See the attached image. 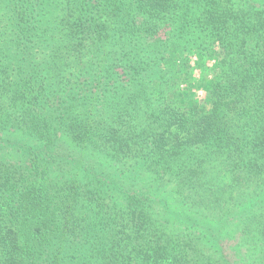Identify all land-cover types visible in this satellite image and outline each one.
I'll return each mask as SVG.
<instances>
[{"label":"trees","instance_id":"16d2710c","mask_svg":"<svg viewBox=\"0 0 264 264\" xmlns=\"http://www.w3.org/2000/svg\"><path fill=\"white\" fill-rule=\"evenodd\" d=\"M0 264H264V0H0Z\"/></svg>","mask_w":264,"mask_h":264},{"label":"rangeland","instance_id":"374dc122","mask_svg":"<svg viewBox=\"0 0 264 264\" xmlns=\"http://www.w3.org/2000/svg\"><path fill=\"white\" fill-rule=\"evenodd\" d=\"M220 48L218 46H216V51L220 52ZM188 60L190 63V66H192V74L195 75L197 80H204V79H216L217 75H218V71L215 68V61L216 60H212L208 58V53H206L204 55V58L202 59V61L199 60L200 62V67H197L195 65V62H198V60L196 58L193 57H189L188 56ZM203 63V64H202ZM183 83V82H182ZM183 87H185V85H183ZM198 98L203 102L205 95L203 94V91L200 89H198Z\"/></svg>","mask_w":264,"mask_h":264}]
</instances>
